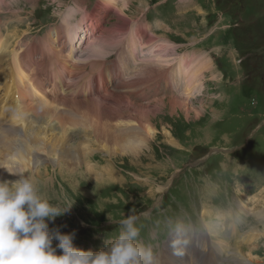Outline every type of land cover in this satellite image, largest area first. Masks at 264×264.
<instances>
[{"label":"rangeland","instance_id":"374dc122","mask_svg":"<svg viewBox=\"0 0 264 264\" xmlns=\"http://www.w3.org/2000/svg\"><path fill=\"white\" fill-rule=\"evenodd\" d=\"M140 1L125 2L128 7L121 17L130 23L102 50L106 53L103 59L91 53L90 58L86 57L88 62H80L68 70L82 71L78 82L95 74L92 65L103 69L104 75L111 72L115 81L114 86L107 84L108 101L112 97L117 101L126 99L137 111L150 110L138 120L142 125L149 123L153 135L136 154L108 155L90 134L88 147L95 151L87 153L85 158L98 167L111 166L117 175V182L107 181L98 188L79 177L81 170L66 172L70 178H63L53 167L40 163L41 175L31 177L38 179L42 197L60 208L72 206L54 221H46L49 231L74 233V247L95 253L106 249L119 235L122 219L135 216L140 230L137 243L151 248L153 264H165L166 247L173 245L174 234L178 232L183 233L178 236L180 243L189 246L192 241L197 247L207 244L205 250L198 252L202 264L214 259L222 247L216 236L227 241L226 250L237 247L244 255L251 252L264 264V226H260L258 240L236 239L240 235L246 238L247 232L254 230L250 224L256 225L259 211L264 209V0ZM118 5L107 6L104 0H4L0 7V43L5 51L0 58L5 55L2 69L6 74L0 87L8 74L16 72L13 64L20 65L12 59L14 54L20 55V48L32 46L39 53L45 52L44 38L48 35L54 49L64 52L63 30L78 25L91 14L97 15L99 23L92 37L107 35L118 21L115 14ZM55 31L57 39L53 35ZM79 31L78 43V33H82ZM84 32L87 39L90 27ZM91 41L81 43L80 54ZM161 45L167 48L170 60L165 70L147 67L149 72L144 79L137 70L126 74L130 50L131 64L137 68L142 62L141 49L163 55L166 49ZM39 55L40 59L28 55L29 66L22 60L20 69L28 74L36 70L33 74L40 75L44 68H50L47 67L50 57ZM147 56L148 50L145 59ZM181 58L204 64L205 68L200 65L201 69H197L199 93L181 85L177 73ZM43 59L45 67L40 69L38 65ZM164 74L170 78L167 84ZM59 84H63L61 80ZM67 87L74 94L76 86L72 83ZM36 89L61 103L62 117L73 120L77 116L67 112V103L59 97L62 92L56 87L58 91L52 96L42 87ZM28 117L30 122V114ZM77 135L78 132L70 143L79 142L87 133L81 134L79 140ZM0 180L4 179L0 177ZM260 221L264 222V218ZM206 225L211 229L210 234ZM192 234L195 236L191 237ZM200 234L206 236V241L196 239ZM52 243L56 247L59 241L53 238ZM56 254L62 251L57 248ZM160 256L163 260L156 262ZM223 257L217 264H236L229 263L225 254ZM245 263L246 260L242 264Z\"/></svg>","mask_w":264,"mask_h":264},{"label":"bare ground","instance_id":"6f19581e","mask_svg":"<svg viewBox=\"0 0 264 264\" xmlns=\"http://www.w3.org/2000/svg\"><path fill=\"white\" fill-rule=\"evenodd\" d=\"M13 1L17 2L20 0ZM24 1L27 2V0ZM116 1L117 0H104L107 6L119 4V11L115 12L118 21L114 27V30L107 33V35L102 36V34H99L97 37H92L95 35V27L97 30V27H99V23L96 17L97 15L91 14L82 19L78 25L71 27L67 26L63 30V41L65 40L63 42L65 48L64 52L54 49L53 41L50 40L49 36L47 35L48 37L46 36L44 38L45 44L43 45V42L41 43L43 47L46 48L45 52L40 51L39 53L38 50L30 46V48L28 49L25 48L26 51L24 48H20V55H13L12 59L14 58L15 63H20V65L18 66H15L13 64V71H16V79L12 83L7 82L8 85L7 83H5L3 86L5 97L7 98L8 96H12V99L7 98L10 102L6 104L7 101L5 102L0 98V177L2 179L15 181L22 176L31 177L34 175L33 177H39V175H41L39 173V169L41 167L39 164L46 163V165L53 167L54 171H57L60 176H63V178H70L68 174H65L66 172L73 173L81 170V172L79 173V177L81 179L86 178L87 181H90V184L95 186V188H98L104 182L116 180L117 175L111 166L98 167V164H90V162L85 158V155L87 153L95 151L94 149L88 147L87 142L90 134L93 135L94 139L102 145L101 148L103 150H98H105L108 155L118 154L117 152L126 155L133 154L137 149L141 147V145L145 143L146 140H149L148 138L152 137L153 130L150 127L149 123L147 125H142L140 123L141 121L138 120L141 118L142 114H144L145 112L148 113L150 110L146 111L145 108V111H137L134 105L126 99L117 101L115 99L113 100L112 97L111 101H108V97L110 96L109 90L104 94L95 96L93 99L91 97H85L81 94L85 86L83 87V89H77L79 85L76 84V82L78 83V77L80 75H83L82 71L79 70L77 73H74L73 70H68L75 65H79L80 62H88L86 57L90 58L91 53L95 58L103 59L106 56V53H104L102 50L112 41V39L121 34L129 25L130 22L121 17V14L125 13V9L128 7V5L125 6V2H127V0H123L121 3L114 4ZM3 2L4 0H0V7L3 5ZM140 4L142 5V1H140ZM85 25H88V28L90 27L91 32L90 34H87V36L89 35L87 39L86 36H84L81 42L78 43V40L76 39L77 31L81 29L86 30ZM98 31L99 33H101V29H99ZM53 35L57 39L58 33L56 31ZM104 37H109L110 39H105ZM90 39L92 40L91 43H87L88 45L85 51L82 50V54H80L79 50L81 43L88 42V40ZM66 40L68 43L66 42ZM2 47L3 46L0 43V54H3L5 51V47L3 49ZM19 47L24 46L20 45ZM161 47L163 49H166L164 50L163 55H155L148 48L141 49L139 55H141L142 62L141 65L137 68H134L131 64L133 63V61H131L132 52L130 50L128 52L129 59H127L129 63H127V69L125 70L126 74H132L135 70H137L141 72L142 78L144 79L147 78L146 73L149 72L147 67H160L161 70H165L170 64V60L168 59V55L166 53L167 48L163 47L162 45ZM13 48H15V44L13 45L12 49ZM146 50H148L147 59H145ZM24 52V57L26 60L23 58ZM33 53H36V55H34ZM38 53L41 54V56L48 55L50 57L51 61L49 63L48 61L46 62V64L48 63L47 67L57 66V64L62 65V69H58L55 73L56 85L59 84V80H62L63 76H67V73L70 74L69 85L75 83V89L77 90H73L74 94H71L70 87H66V91L64 92V94H58L59 97L67 103V112L69 114L76 113L77 116L73 120L62 117L59 110L61 103H59L56 99L51 100L49 98L50 96H48V94L46 93L38 91V99H36L34 93L31 92L29 88H26L25 91L34 100H36L29 103L23 95H21V97L19 98L22 85L28 86L32 81L28 78L33 77L35 79V86H38L37 81L39 77L36 76V74H33L36 70H34L31 73L33 75H31L20 69L22 60L27 63V66H29L30 63H28V55H30L31 58L38 57L40 59V55ZM3 56H1L0 58V69H2L4 66L2 63ZM187 59L189 58H181L178 61L179 65L177 66V73L179 79L181 80V85L187 86L186 90L188 91L192 90L194 91V93H199L200 89L197 90V88L199 87L197 80V69L200 68V65L201 68H205V66L196 59ZM55 61L58 63H52ZM33 63L36 65L39 64V62L34 61ZM43 64L44 59L43 63L38 65L40 69H42V66L45 67V65ZM180 65L182 68L180 67ZM119 67H121V65H119ZM92 69L94 70L95 74H97V76L95 75L94 77L99 78L98 82L99 84H101V86H104V80V83L106 85L109 83L113 84V81H115V77L111 72H108L104 75L103 69L100 70L95 65H92ZM31 71L32 68L29 69V72ZM164 75L166 77L165 83L167 84L168 82H170V78L167 74ZM43 76L44 78H47V76ZM86 80L89 79L87 78ZM45 91L48 92L51 96L57 92L55 91V86L53 85V83L51 87L47 85V89H45ZM19 99L20 101L26 100V102L20 103ZM185 99L187 100V98ZM172 103L170 105H172ZM176 106H178L179 108L180 104L177 103ZM126 110H128L127 114ZM29 114L32 118L30 122H28V119H30L28 117ZM134 114L136 118L133 116ZM69 131L72 132V135H68ZM138 131H140L141 133ZM77 132V137H79L78 140L80 139L81 134L84 135L87 133V135H85V137H82V140H80L79 142H75L74 144L70 143L71 139L77 134ZM43 157L45 158V160L43 159ZM37 180L38 179H35L36 182ZM115 182H117V180ZM259 214V218L255 217L256 221L254 223L256 225L252 226L253 223L250 224V228H253L254 230L248 231L246 238L242 235L238 236L236 238L237 241L247 242L250 239H259L261 235L260 232H262L261 228L264 226V222L260 221L264 218V209L260 210ZM206 228L208 229V233L210 234V227L206 225ZM235 228H237L236 224H234V229ZM174 235L176 236L173 238V245H167L169 249H167L166 247L165 250V255L168 257L165 264H171V262H174V264H192L193 261H195L196 263V260L200 258V254L198 252L203 251L207 244H204L205 246L197 247L191 241V244H189L188 246L180 243L182 240L178 239V236H183L182 232H178ZM192 236L195 235L192 234L191 237ZM216 237L218 238L216 239V242H219V245L221 244L222 247L220 246V250L216 252L217 254L215 258L208 260L206 263L204 262L205 264H217L222 258H224V254L226 255V260L229 261V263L231 261L232 263L236 262V264H242L246 260L245 264H250L251 262L253 263L255 261L257 264H263L258 261V256L256 254H252L251 252L246 251V255H244V252H242V250L237 247L232 251L226 250L225 246L227 245V241L222 237ZM196 239L198 241H206V236L200 234L198 237H196ZM162 260L163 258L162 256H160L158 257L156 262H161Z\"/></svg>","mask_w":264,"mask_h":264},{"label":"clouds","instance_id":"9594fccd","mask_svg":"<svg viewBox=\"0 0 264 264\" xmlns=\"http://www.w3.org/2000/svg\"><path fill=\"white\" fill-rule=\"evenodd\" d=\"M71 207L60 208L43 198L32 177L0 180V264H153L151 248L137 243L135 216L122 219L119 235L95 253L74 247V233L50 232L46 221ZM53 238L59 241L56 247ZM57 248L62 254H56Z\"/></svg>","mask_w":264,"mask_h":264}]
</instances>
